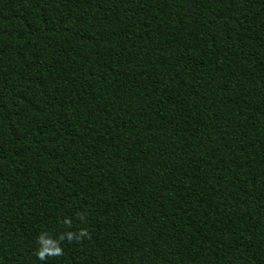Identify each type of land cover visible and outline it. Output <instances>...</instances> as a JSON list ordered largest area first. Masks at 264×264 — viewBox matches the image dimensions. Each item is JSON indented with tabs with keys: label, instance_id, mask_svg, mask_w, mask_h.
I'll use <instances>...</instances> for the list:
<instances>
[{
	"label": "trees",
	"instance_id": "obj_1",
	"mask_svg": "<svg viewBox=\"0 0 264 264\" xmlns=\"http://www.w3.org/2000/svg\"><path fill=\"white\" fill-rule=\"evenodd\" d=\"M0 264H264V0H0Z\"/></svg>",
	"mask_w": 264,
	"mask_h": 264
}]
</instances>
